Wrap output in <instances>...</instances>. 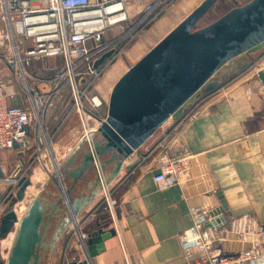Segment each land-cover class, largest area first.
I'll return each mask as SVG.
<instances>
[{"label":"crops","instance_id":"0c3cea01","mask_svg":"<svg viewBox=\"0 0 264 264\" xmlns=\"http://www.w3.org/2000/svg\"><path fill=\"white\" fill-rule=\"evenodd\" d=\"M205 1H170L165 10L173 7L177 19L175 25L162 35L152 36L147 42L143 35L152 30L155 22L152 23L126 47L122 56L108 66L89 92L90 96H95L100 102L98 113L102 112L101 117L105 121L108 117L109 98L116 83L191 17ZM235 2L234 6L231 0H217L209 5L190 25L189 34L201 32L204 36L200 37L199 43L216 44L221 36L219 30L229 27L224 26L227 25L224 19L231 11H237L239 15L250 14L252 17L264 12V0ZM260 24L258 35L264 34V20ZM243 25L244 22L240 20L231 26L242 29ZM136 42L141 44L143 51L137 61L131 63L126 52ZM142 44L146 45V52ZM54 61L57 63L56 59L35 63L51 62L46 70L35 74L48 78L49 68L56 65ZM116 63H124L126 69L112 80L108 88V100L104 102L95 84ZM260 63L264 64V37L221 63L138 145L139 154L156 153V145L166 138V143L172 145V156L202 155L208 172L204 174L198 169H192L187 173L193 180L186 191V200L180 198L181 190L178 186L159 190L153 182L152 173L140 172L136 166L126 170L127 165L132 164L130 161H124L113 179H108L110 167L105 171L106 176L99 169V175H96L100 190L95 191V197L58 236L46 264H69L72 261L77 264H183L179 236L191 225L190 207H203L221 215L227 223L244 214H252L264 228V86L259 84L258 73L251 72V68ZM67 100L64 97L58 100L48 112L46 120L54 126L49 139L51 151L57 160L56 166L63 163L82 141L78 116L69 112L70 100ZM12 105H19V102L14 100ZM61 110L64 116L60 122L57 118ZM90 126L94 127L95 122L90 121ZM27 141L25 148L10 152L16 156V164L20 165L24 178H30L29 188H38V194L42 190L56 194L55 186L49 182V177L55 178V164L49 165L47 174L33 162L32 135L27 136ZM239 141L244 142L243 147H240ZM1 165L8 170L14 167ZM39 172L45 176H40ZM181 178L184 179V176ZM102 186L107 187L115 200L120 238L103 210ZM98 230L110 234V237L103 241L102 249L88 261L84 251L85 240L81 238H87ZM12 236L11 232L5 240H0L1 254L4 252L7 255ZM262 237L264 242V235ZM237 250L235 244H227L216 249V252L230 254Z\"/></svg>","mask_w":264,"mask_h":264},{"label":"built area","instance_id":"2783aa9c","mask_svg":"<svg viewBox=\"0 0 264 264\" xmlns=\"http://www.w3.org/2000/svg\"><path fill=\"white\" fill-rule=\"evenodd\" d=\"M135 1L0 0V60L11 72L10 79L0 78V153L11 151L14 144L25 148L34 126L33 162L48 174L49 165H56L57 160L46 133L47 115L66 94L69 112H74L81 123V140L90 142L92 133L105 122L98 113L100 102L89 94L91 87L171 3L139 0L134 6ZM133 12L137 14L133 16ZM50 59L61 61L62 66L50 67L48 78L30 70L40 60ZM251 69L255 74H264L262 63ZM259 84L263 85L261 80ZM64 85L67 93H61ZM14 100L19 105H12ZM89 121L95 126L91 127ZM238 144L244 146L243 141ZM156 149V153L144 155L134 150L127 161L140 172L152 173L159 190L178 186L180 198L186 200L193 180L187 173L192 169L208 172L202 155L172 156V145L166 143V138L158 142ZM0 170L1 217L25 178L19 164L11 170L0 164ZM101 192L103 210L120 238L115 200L107 187L102 186ZM189 217L190 227L179 236L183 264H264V228L254 215L244 214L227 223L221 215L203 207H190ZM227 244H235L238 250L230 254L216 252Z\"/></svg>","mask_w":264,"mask_h":264},{"label":"water","instance_id":"95a60500","mask_svg":"<svg viewBox=\"0 0 264 264\" xmlns=\"http://www.w3.org/2000/svg\"><path fill=\"white\" fill-rule=\"evenodd\" d=\"M215 1L206 0L116 83L109 98L106 121L92 133L90 142L81 141L58 165V178L49 177L56 194L40 191L18 218L14 207L24 201L31 180L26 178L21 183L0 217V240L13 232L7 257L5 261L0 259V264H46L58 236L95 197V191L100 190L97 170L106 176L105 171L110 167L108 179L115 178L124 161L147 135L221 63L264 37L263 33L258 35L264 12L253 17L247 14V18L246 13L239 15L231 11L224 19L227 24L224 26L229 27L219 30L218 42L199 43L204 35L201 32L190 35V25ZM240 20L244 22L242 29L231 26ZM258 77L264 85V74L259 72ZM20 147L14 144L12 150ZM133 166V163L127 165L126 170ZM109 235L98 230L87 236L83 243L88 261L102 249Z\"/></svg>","mask_w":264,"mask_h":264},{"label":"rangeland","instance_id":"374dc122","mask_svg":"<svg viewBox=\"0 0 264 264\" xmlns=\"http://www.w3.org/2000/svg\"><path fill=\"white\" fill-rule=\"evenodd\" d=\"M140 1H145V0H140ZM146 1H149V0H146ZM166 2L168 1H172V3H175L176 1H179V0H165ZM235 1H238V3H242L244 2L245 0H231L232 2V5L235 6L236 2ZM137 3H139V0H136L134 2V6L137 5ZM173 7L167 9V10H164V15L158 19V17L152 22L154 23L153 24V28H151L152 30H149L147 31L143 36H144V40L149 42L151 40V37L152 36H158V35H162L164 34L167 30H169L171 27H173V25H175L176 23V17H175V12L174 10L172 9ZM224 8L222 7L221 10H223ZM133 16L137 14V12H133L132 13ZM158 19V20H157ZM141 44H137V42L132 46L130 47L127 52H126V56H127V59L129 62L133 63V62H136L137 61V58L140 57L143 49L140 47ZM143 48L145 49V52H146V45L145 44H142ZM136 60V61H135ZM45 63V62H44ZM44 63H38V64H35L33 65V67L30 68V70H32L34 73L37 72V71H42L43 69L46 70V68L48 67V65L51 66V62H46L45 64L46 65H43ZM54 63H56L54 61ZM56 65H58V67H61L62 66V63L61 61L57 60V63ZM126 69V66L124 65V63H116L113 67L110 68L109 72L106 74L105 77L102 78V80H100L99 82H97L95 84V88H96V91L98 93V95L102 98V100L104 102H106L108 100V88L109 86L111 85L112 83V80H114L115 78H117L121 72H123L124 70L123 69ZM32 72V73H33ZM33 73V74H34ZM0 78L1 79H4V80H8L11 78V72L9 71V69H6L5 66L3 65V63L1 62L0 60ZM41 87L44 88L45 91H48V87L45 85V84H41ZM15 88V87H14ZM16 89V88H15ZM67 87L64 85L61 89V93H67ZM64 98L67 100L69 99V96L66 94L64 96ZM68 101V100H67ZM58 111V110H56ZM61 115L57 118L60 122L62 121V118L64 116V113L63 111L61 110ZM102 112L99 111V115H101ZM54 115H55V112H54ZM50 118H55V117H50ZM58 121V122H59ZM46 128H47V131L46 133L48 134V136H51L52 135V130H53V127L52 125H50L49 121H46ZM90 122V121H89ZM79 124H80V128H81V131H82V127H81V123L79 121ZM57 124H55L56 126ZM33 126V125H32ZM59 126V125H58ZM33 127L30 128L29 130V135H32L33 133ZM32 154H30L31 156ZM30 160V159H29ZM27 161V160H26ZM25 161V162H26ZM0 163L1 164H4V165H8V168H12L13 166H15L16 164V156L14 155V153H11L10 151H2L0 153ZM39 174H41L40 176L44 177L45 174L43 172H39ZM29 175V173H28ZM28 177V176H27ZM26 177V178H27ZM25 178V179H26ZM34 180V179H33ZM37 191H39L38 188H32L31 191L29 190L27 195H26V198L24 199V201L22 203H20V208L19 209V213H18V218H21V216L26 212L27 208L29 207V205L32 203L33 199L37 196ZM41 195H43L41 193ZM23 207V208H22ZM25 207V208H24ZM17 208V207H16ZM0 248H1V245H0ZM3 250V249H2ZM8 254V253H7ZM7 255L3 252L1 254V250H0V259L2 261H5Z\"/></svg>","mask_w":264,"mask_h":264},{"label":"bare ground","instance_id":"6f19581e","mask_svg":"<svg viewBox=\"0 0 264 264\" xmlns=\"http://www.w3.org/2000/svg\"><path fill=\"white\" fill-rule=\"evenodd\" d=\"M39 128V127H38ZM40 129V128H39ZM44 136H46V134L44 133ZM52 155H53V153H52ZM54 156H55V154H54ZM57 162V161H56ZM56 166V165H55ZM57 167H58V165L56 166V168H55V171H54V174L57 176ZM57 178H58V176H57ZM32 189V188H31ZM31 189L29 188L26 192L28 193V191L30 190L31 191ZM27 193H26V195H27ZM22 203V202H21ZM20 204V203H19ZM16 205L15 207H14V211H15V214L16 215H18V213H19V209H21L20 208V205ZM17 207V208H16ZM23 208V207H22ZM25 208V207H24Z\"/></svg>","mask_w":264,"mask_h":264}]
</instances>
